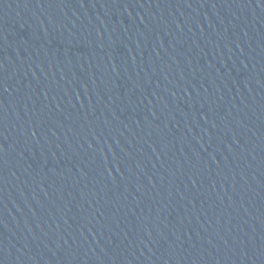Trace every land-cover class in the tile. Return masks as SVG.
I'll return each instance as SVG.
<instances>
[{
	"label": "water",
	"instance_id": "95a60500",
	"mask_svg": "<svg viewBox=\"0 0 264 264\" xmlns=\"http://www.w3.org/2000/svg\"><path fill=\"white\" fill-rule=\"evenodd\" d=\"M0 264H264V0H0Z\"/></svg>",
	"mask_w": 264,
	"mask_h": 264
}]
</instances>
